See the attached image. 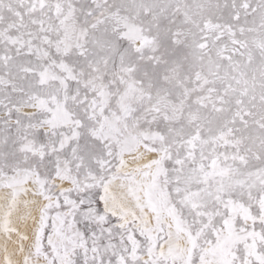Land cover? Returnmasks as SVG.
I'll use <instances>...</instances> for the list:
<instances>
[{
  "label": "snow or ice",
  "instance_id": "obj_1",
  "mask_svg": "<svg viewBox=\"0 0 264 264\" xmlns=\"http://www.w3.org/2000/svg\"><path fill=\"white\" fill-rule=\"evenodd\" d=\"M0 264H264V0H0Z\"/></svg>",
  "mask_w": 264,
  "mask_h": 264
}]
</instances>
